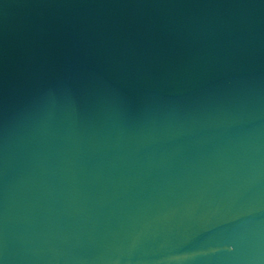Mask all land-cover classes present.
Returning a JSON list of instances; mask_svg holds the SVG:
<instances>
[{"label": "water", "instance_id": "obj_1", "mask_svg": "<svg viewBox=\"0 0 264 264\" xmlns=\"http://www.w3.org/2000/svg\"><path fill=\"white\" fill-rule=\"evenodd\" d=\"M0 264H264V0H0Z\"/></svg>", "mask_w": 264, "mask_h": 264}]
</instances>
